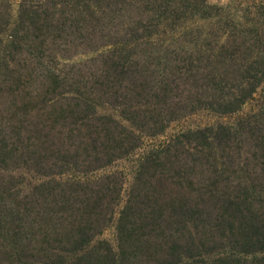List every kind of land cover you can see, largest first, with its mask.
I'll return each instance as SVG.
<instances>
[{"label":"rangeland","instance_id":"1","mask_svg":"<svg viewBox=\"0 0 264 264\" xmlns=\"http://www.w3.org/2000/svg\"><path fill=\"white\" fill-rule=\"evenodd\" d=\"M0 264H264V0H0Z\"/></svg>","mask_w":264,"mask_h":264},{"label":"trees","instance_id":"2","mask_svg":"<svg viewBox=\"0 0 264 264\" xmlns=\"http://www.w3.org/2000/svg\"><path fill=\"white\" fill-rule=\"evenodd\" d=\"M173 6H175V5L173 4Z\"/></svg>","mask_w":264,"mask_h":264}]
</instances>
